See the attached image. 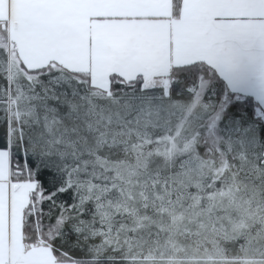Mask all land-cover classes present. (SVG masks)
<instances>
[{"label":"snow or ice","instance_id":"1","mask_svg":"<svg viewBox=\"0 0 264 264\" xmlns=\"http://www.w3.org/2000/svg\"><path fill=\"white\" fill-rule=\"evenodd\" d=\"M0 264H264V0H0Z\"/></svg>","mask_w":264,"mask_h":264}]
</instances>
